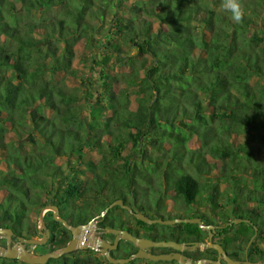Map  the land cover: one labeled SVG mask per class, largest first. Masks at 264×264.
<instances>
[{
	"label": "trees",
	"instance_id": "16d2710c",
	"mask_svg": "<svg viewBox=\"0 0 264 264\" xmlns=\"http://www.w3.org/2000/svg\"><path fill=\"white\" fill-rule=\"evenodd\" d=\"M130 1L0 0V227L29 237L44 196L78 200L73 225L116 200L152 219L179 218L163 214L174 200L200 206L193 217L206 224L224 225L215 242L233 259H244L257 227L248 256L264 262V37L250 36L242 0L238 23L228 0ZM81 45L91 51V77L75 67ZM241 218L250 223L229 225ZM47 226L50 251L61 230V245L69 242L60 222ZM99 227L208 240L196 224L148 225L120 206ZM137 251L121 241L112 255ZM47 264L110 263L78 250Z\"/></svg>",
	"mask_w": 264,
	"mask_h": 264
},
{
	"label": "water",
	"instance_id": "95a60500",
	"mask_svg": "<svg viewBox=\"0 0 264 264\" xmlns=\"http://www.w3.org/2000/svg\"><path fill=\"white\" fill-rule=\"evenodd\" d=\"M153 85V83H152ZM120 206L123 209L127 210L132 216H134L136 219L148 224V225H164V226H176L179 224H196L201 228L203 231L209 232V239L207 244H200L195 243L192 244V250H194L196 247L202 246L209 249H214L218 253V260L217 261H208V260H199L194 261L193 259L188 258L186 255H182L181 252L183 250L188 249V245L184 243H178L176 241H156L152 239H147L143 237H138L128 230H122V229H114V228H106L107 233H112L115 236L114 243H110L106 241L105 239H101L99 236V228L97 226V223L102 217L104 218L105 215L108 214V212L116 207ZM57 211V208H54ZM64 223L65 221L62 220ZM250 223L249 220L244 219H235L233 220L229 225L233 224H239V223ZM223 226L217 227L214 225H205L201 218H173V219H163V218H155L152 219L149 216H147L143 211L137 208L135 204L132 206L126 205L123 200H116L113 203H111L102 213L97 215L95 218H93L91 221H89L86 224L79 225V226H69L70 231L72 232V239L71 241L63 247L58 252H53L49 254L44 255H34L33 253L29 252L25 249L24 244H44L45 239L42 241H36L33 239H25L22 237L18 238V242L14 245L11 244L13 241L14 232L9 228H1L0 227V240L4 239L6 241L5 246H0V257L10 259V260H19L23 261L26 264H47L50 259H59L64 255L71 254L75 252L78 249L82 250H88L92 249L96 252H100L110 264H130L135 260H147L149 262H177L178 264H222L221 260L224 259V261L227 264H264V263H258V262H251V261H245L243 263L239 261H235L232 258L228 256L224 248L219 243L214 242V236L216 234L217 229H223ZM93 229V242L91 243H85L80 242V237ZM259 229L255 227V235L252 237V239L249 242L248 248L252 244V242L255 240ZM45 237H48L50 233L44 234ZM120 241H128L131 244L138 247V251L133 254L132 256L128 258H114L111 255V251L116 250L119 246ZM153 248H171L174 250L172 253H161V254H155L148 250Z\"/></svg>",
	"mask_w": 264,
	"mask_h": 264
},
{
	"label": "flooded vegetation",
	"instance_id": "af4514ba",
	"mask_svg": "<svg viewBox=\"0 0 264 264\" xmlns=\"http://www.w3.org/2000/svg\"><path fill=\"white\" fill-rule=\"evenodd\" d=\"M99 165H102L103 166V164H99ZM69 174H72V172H68ZM118 174V173H117ZM51 197V196H50ZM51 198H53V196L51 197ZM43 200H44V203H45V205L43 206V207H38V209L36 208L35 210H34V213H33V215L35 214L36 215V217L38 218V219H40V224H41V227H40V229H38L37 228V226L35 225V222L34 221H32L31 222V231H28V233H26L29 237H25V236H13V241H14V244H16L17 242H18V238L19 237H22V238H25V239H33V240H36V241H39V239H40V237L45 241V243L44 244H37V243H32V244H24V246H25V249L26 250H28L29 252H31V253H33L34 255H44V254H49V253H53V252H58L59 250H61L63 247H65L70 241H71V239H72V232L70 231V229H69V226H74L73 224H72V221H73V219H74V216H75V214L74 213H78L79 212V206H80V202L78 201V200H69L68 201V205H66V204H62V202H64V201H67L66 199L64 200V199H61V197L60 198H53V201H54V203L52 202V201H50L49 200V197L48 196H44V198H43ZM58 204V205H57ZM133 204H135V203H132L130 206H132ZM136 205V204H135ZM117 207V206H116ZM195 207L196 208H198V209H201L200 208V206H197V205H195ZM54 208H57V211H56V209H54ZM115 208V207H114ZM122 208V207H121ZM194 208V207H193ZM113 209V208H112ZM111 209V210H112ZM123 209V208H122ZM195 209V208H194ZM125 210V209H124ZM125 211H127V210H125ZM202 211V210H201ZM207 212H208V210H206ZM206 211H202L203 213H205ZM128 212V211H127ZM129 213V212H128ZM130 214V213H129ZM131 215V214H130ZM50 216H52V218L50 217ZM64 216H66V218L64 217ZM97 216V215H96ZM95 216V217H96ZM132 216V215H131ZM95 217H93V218H95ZM134 217V216H133ZM33 218V217H32ZM135 218V217H134ZM195 218V217H194ZM198 218H201V217H198ZM55 220V221H58V222H60L69 232H70V236H71V238H70V240H69V242L68 243H66L64 246L63 245H61V242H62V236L64 235V233H63V231L61 230V231H59L58 233H57V235H56V237L55 238H53L54 239V241L55 240H57V242H59L57 245H54V247L56 248L55 249V251H50L46 246H48L51 242V239H52V237H53V233H51V231H50V229L48 228V226H47V220H49V221H51V220ZM202 219V218H201ZM33 220V219H32ZM62 220H64L65 221V223L62 221ZM92 220V219H91ZM90 220V221H91ZM101 220V219H100ZM100 220L98 221V223H97V226H98V228H99V236H100V238L103 240V239H105V238H103V235L104 234H107V235H111L112 237L111 238H108V239H105L106 241H108V242H110V243H114V240H115V236L112 234V233H107L106 232V228H100L99 227V222H100ZM130 221L132 222V220H131V217H130ZM202 221L204 222V224L205 225H214V226H217V227H220V226H223L224 228L223 229H217L216 230V234H215V236H214V242H215V237H217V236H219L221 233L219 232V231H223L226 227L224 226V225H215V224H206L205 222L206 221H204L203 219H202ZM89 222V221H88ZM87 222V223H88ZM134 222V221H133ZM84 224H86V223H84ZM79 225H83V224H79ZM79 225H75V226H79ZM107 228H110V227H107ZM111 228H114V227H111ZM114 229H119V228H114ZM125 230V229H124ZM90 232V234H91V240L92 241H88V242H85V243H91V242H93V230H91V231H89ZM130 232V231H129ZM207 233H208V239H209V232L208 231H206ZM48 233H50V235L48 236V237H45V235L44 234H48ZM132 233V232H131ZM258 233H259V231H258ZM133 234V233H132ZM255 235V234H254ZM82 237V236H81ZM81 237H80V239H81ZM257 237H258V234H257V236H256V238H255V240L257 239ZM61 238V239H60ZM252 239V238H251ZM254 240V241H255ZM253 241V242H254ZM56 242V243H57ZM121 242V241H120ZM253 242H252V244H253ZM179 243V242H178ZM195 243H200V244H207L208 243V240H207V242L206 243H201V242H195ZM195 243H184V244H186V245H188V249H186L185 248V250H183L182 252H181V254L182 255H186L185 254V252H190V253H192V254H195V258H190V257H188L187 255V257L188 258H190V259H193L194 261H199V260H208V261H217L218 260V253H217V251H216V254H214V255H212L211 257H200L199 255V253L200 252H205L206 250H214V249H209V248H206V247H202V246H199V247H196L194 250H192L191 248H192V244H195ZM216 243V242H215ZM257 243V246H259V247H261L262 245H259L258 244V242H256ZM13 244V245H14ZM252 244L250 245V247L248 248V245H249V243H248V245H247V247H246V249H245V256H244V259H241V260H238V259H233V260H235V261H239V262H241V263H243V262H245V261H250L249 260V250H250V248H251V246H252ZM119 245H120V243H119ZM32 247V248H31ZM223 247V246H222ZM255 247V246H254ZM224 248V247H223ZM263 248V247H262ZM119 249V246H118V248L116 249V250H113V251H111L110 253H111V255L114 253V252H116L117 250ZM156 249V250H155ZM162 249H170V251H168V252H164V251H162ZM78 250H82V249H78ZM78 250H76V251H78ZM88 250H92V249H88ZM225 250V249H224ZM43 251V252H42ZM75 251V252H76ZM86 251V250H85ZM92 251H94V250H92ZM148 251H150V252H152V253H155V254H161V253H172V252H174V250L173 249H171V248H153V249H150V250H148ZM226 251V250H225ZM94 252H96V251H94ZM74 253V252H73ZM98 253H100V252H98ZM226 253L228 254V252L226 251ZM101 254V253H100ZM68 255V254H67ZM102 255V254H101ZM103 256V255H102ZM113 256V255H112ZM132 256V255H131ZM228 256H229V254H228ZM63 257V256H62ZM114 257V256H113ZM130 257V256H129ZM230 257V256H229ZM106 258V257H105ZM114 258H116V257H114ZM128 258V257H127ZM231 258V257H230ZM60 259V258H59ZM117 259H120V258H117ZM51 260V259H50ZM49 260V261H50ZM19 261V260H18ZM48 261V262H49ZM108 261V260H107ZM19 262H21V263H24V264H26L25 262H23V261H19ZM134 262V261H133ZM132 262V263H133ZM221 262H222V264H227L225 261H224V259H222L221 260ZM251 262H253V261H251ZM254 262H258V263H264L263 261H254ZM109 263V262H108ZM152 263H154V262H152ZM158 263V262H157ZM177 263V262H176ZM131 264V263H130ZM178 264V263H177Z\"/></svg>",
	"mask_w": 264,
	"mask_h": 264
},
{
	"label": "rangeland",
	"instance_id": "374dc122",
	"mask_svg": "<svg viewBox=\"0 0 264 264\" xmlns=\"http://www.w3.org/2000/svg\"><path fill=\"white\" fill-rule=\"evenodd\" d=\"M242 1H243L242 5H244L245 7L247 6L246 11H244V15L246 16V18L248 17L247 18L248 20L246 21V23H244V25L248 27L250 36L254 34H258L260 37L263 38L264 37V0H242ZM130 2H132V0ZM220 9H222L221 5H220ZM90 55H91V51L84 48L83 45L77 48V57L75 60V67L84 73V75H81L83 77L89 76L92 73L95 74V71H96V70H94V72L92 71V69L94 68H92L91 65L93 64L91 62H86L89 59ZM73 85L74 86L79 85V81L74 82ZM191 146L192 148H197L198 142L197 141L192 142ZM3 155L4 153L1 152L0 158H2ZM89 155L95 156L91 152H89ZM62 162H64V160ZM166 204H167V210L166 212H163V214L165 215L164 217L177 216L179 218H194L193 216L195 214V211L192 210L193 208L187 209V210L182 209L180 205L174 204V200H167ZM194 208L197 209L195 206ZM206 210H209V209L203 208L202 211H206ZM32 217H33L32 221H34L37 228L40 229L41 227L40 219H38L35 214ZM1 240H4V239H1ZM42 240L43 239L40 237L39 241H42ZM11 244L13 245L14 241H12Z\"/></svg>",
	"mask_w": 264,
	"mask_h": 264
},
{
	"label": "clouds",
	"instance_id": "9594fccd",
	"mask_svg": "<svg viewBox=\"0 0 264 264\" xmlns=\"http://www.w3.org/2000/svg\"><path fill=\"white\" fill-rule=\"evenodd\" d=\"M225 7L231 11L232 19L235 22H240L242 18V10L239 0H228Z\"/></svg>",
	"mask_w": 264,
	"mask_h": 264
},
{
	"label": "bare ground",
	"instance_id": "6f19581e",
	"mask_svg": "<svg viewBox=\"0 0 264 264\" xmlns=\"http://www.w3.org/2000/svg\"><path fill=\"white\" fill-rule=\"evenodd\" d=\"M93 230V229H92ZM88 242V241H92L91 240V234L90 232H86L82 235L81 239H80V242Z\"/></svg>",
	"mask_w": 264,
	"mask_h": 264
}]
</instances>
